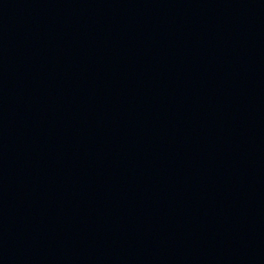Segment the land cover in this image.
Here are the masks:
<instances>
[{"label": "water", "instance_id": "obj_1", "mask_svg": "<svg viewBox=\"0 0 264 264\" xmlns=\"http://www.w3.org/2000/svg\"><path fill=\"white\" fill-rule=\"evenodd\" d=\"M0 264H264V0H0Z\"/></svg>", "mask_w": 264, "mask_h": 264}]
</instances>
